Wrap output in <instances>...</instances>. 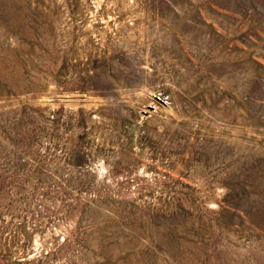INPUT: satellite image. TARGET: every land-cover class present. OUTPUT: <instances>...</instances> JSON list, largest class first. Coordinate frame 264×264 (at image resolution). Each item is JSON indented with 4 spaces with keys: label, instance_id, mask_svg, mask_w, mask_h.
<instances>
[{
    "label": "rangeland",
    "instance_id": "obj_1",
    "mask_svg": "<svg viewBox=\"0 0 264 264\" xmlns=\"http://www.w3.org/2000/svg\"><path fill=\"white\" fill-rule=\"evenodd\" d=\"M0 264H264V0H0Z\"/></svg>",
    "mask_w": 264,
    "mask_h": 264
}]
</instances>
